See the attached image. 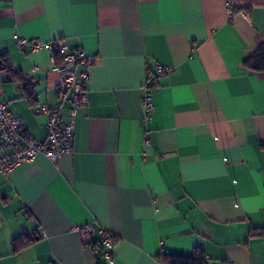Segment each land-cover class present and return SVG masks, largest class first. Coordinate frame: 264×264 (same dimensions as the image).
I'll list each match as a JSON object with an SVG mask.
<instances>
[{
  "label": "crops",
  "instance_id": "1",
  "mask_svg": "<svg viewBox=\"0 0 264 264\" xmlns=\"http://www.w3.org/2000/svg\"><path fill=\"white\" fill-rule=\"evenodd\" d=\"M17 37L65 39L93 62L71 153L0 173V264H98L73 230L87 224L114 242L100 264L195 248L208 264H264V72L243 65L264 0H0V100L44 140L59 77ZM156 64L172 71L144 122Z\"/></svg>",
  "mask_w": 264,
  "mask_h": 264
},
{
  "label": "built area",
  "instance_id": "2",
  "mask_svg": "<svg viewBox=\"0 0 264 264\" xmlns=\"http://www.w3.org/2000/svg\"><path fill=\"white\" fill-rule=\"evenodd\" d=\"M227 13L232 15V6H227ZM15 45L19 51H50L52 70L58 75L56 106L43 105L41 111L48 114L46 137L40 140L31 136L23 127L20 118L11 112L8 103L0 100V173L6 174L23 162L32 161L43 153L51 161H57L62 154L71 153L73 129L77 111L88 106L87 82L93 59L82 50L69 51L65 39L43 42L38 38L17 37ZM54 52L60 55L57 61ZM32 69V71H34ZM172 71L171 66L156 64L153 71H147L143 84L142 104L143 120L148 121L154 109L153 91L158 79ZM149 144V139L145 138ZM84 247L93 252L96 259L109 262L112 259L113 239L105 229L99 230L96 238L92 225L74 226Z\"/></svg>",
  "mask_w": 264,
  "mask_h": 264
},
{
  "label": "trees",
  "instance_id": "3",
  "mask_svg": "<svg viewBox=\"0 0 264 264\" xmlns=\"http://www.w3.org/2000/svg\"><path fill=\"white\" fill-rule=\"evenodd\" d=\"M57 61L60 58L58 53L54 52ZM4 65V60L2 61ZM243 65L252 71L264 72V41H258L252 52L244 59ZM8 65L6 64V69ZM13 74L16 75L17 71H13ZM261 147L264 148V142L261 143ZM15 246L18 248L22 246V239H15ZM161 264H208L206 253L201 248H195L193 253L188 256L183 255H172L161 253L158 256ZM97 263L100 264V260L97 259Z\"/></svg>",
  "mask_w": 264,
  "mask_h": 264
}]
</instances>
